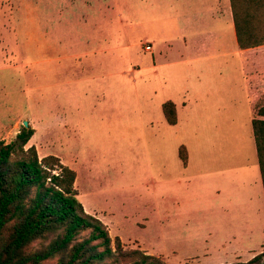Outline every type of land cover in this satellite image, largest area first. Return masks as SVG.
Masks as SVG:
<instances>
[{
  "label": "rangeland",
  "instance_id": "374dc122",
  "mask_svg": "<svg viewBox=\"0 0 264 264\" xmlns=\"http://www.w3.org/2000/svg\"><path fill=\"white\" fill-rule=\"evenodd\" d=\"M212 2L0 0V141H17L28 122L34 134L26 147L34 146L41 159L60 158L77 173L75 188L86 212L113 239L120 237L125 249L168 264H191L192 256L220 263L255 235L245 227V234L233 237V218V226L218 227L212 239L235 240L216 246L205 242L201 224L208 221L204 213L257 205L247 194L260 175L250 81L264 104V45L242 54L236 43L226 60L202 63L224 69L217 86L233 89L234 116L218 130L219 117L208 104L211 129H199L196 116L184 123L181 103L194 101L197 85L186 72L193 66L179 58V30L186 13ZM171 40L173 47L164 50ZM168 101L179 107L176 126L163 113ZM182 146L189 149L190 168L183 167ZM221 180L227 191L214 197L211 184ZM193 214L201 217L191 222ZM192 223L200 224V234L192 233ZM224 230L229 233L222 235ZM260 254L256 264L264 263V237L259 247L222 264L247 263Z\"/></svg>",
  "mask_w": 264,
  "mask_h": 264
},
{
  "label": "trees",
  "instance_id": "16d2710c",
  "mask_svg": "<svg viewBox=\"0 0 264 264\" xmlns=\"http://www.w3.org/2000/svg\"><path fill=\"white\" fill-rule=\"evenodd\" d=\"M230 5L238 48L263 46L264 0H230ZM255 107L252 129L264 188V104ZM163 113L169 125L177 124L172 101L163 105ZM33 134L24 127L17 141H0V264H168L113 239L80 202L77 173L60 158L41 159L34 146L26 147ZM179 156L187 166L185 146ZM262 257L236 264H256Z\"/></svg>",
  "mask_w": 264,
  "mask_h": 264
},
{
  "label": "crops",
  "instance_id": "0c3cea01",
  "mask_svg": "<svg viewBox=\"0 0 264 264\" xmlns=\"http://www.w3.org/2000/svg\"><path fill=\"white\" fill-rule=\"evenodd\" d=\"M229 1L225 0V2L221 3L218 0H214V2H212L211 4L199 6L200 8L198 11L192 10V13H186L185 21L181 24L179 30L181 34L179 58L184 65L193 66L189 68L187 67L186 72L191 73V75L195 76L194 80L196 82L195 84L197 85V89L194 90L195 94H193L194 101L185 100L183 103H181L180 108L182 110L183 118L186 120L184 121L185 124L186 122L190 121L192 116L198 117L196 118V120L201 124L199 129L203 128L204 130H209L212 128L209 125L211 124V121H209L210 119L207 116L209 115V109H207L208 104H210V107L213 108L212 115L219 117L220 121L214 119V123H217L215 128L218 130H222V126L220 125L222 124V122L228 123L230 121V118L234 116V101L231 100V98L233 97V89L229 86V84H223L222 88H219L217 86L218 82L216 81V77L221 78L224 69L219 68L218 66L202 65V63L206 61L211 64V60L215 61L223 58L224 60H226V58L230 56V46H232V52L235 53L237 39L233 20V12ZM173 44V40L164 42L162 48L164 50L170 49L173 47ZM241 51L243 52L242 54H244L248 50ZM156 61L157 56L155 62ZM198 64H200L201 66H199ZM206 76L215 77L208 78ZM248 87H250L248 93L250 113L251 119H253V106H255L259 101L260 90H258L257 86L253 85L251 81ZM174 104L176 106L178 124L180 120L178 115L179 107L176 103ZM186 149L188 152V163L187 166L183 165V167L190 168L192 165L190 161V153L187 147ZM197 161L200 160L197 159ZM194 162L196 161L194 160ZM200 170L201 168L199 167L197 169V173L201 172ZM213 182H215L214 178L212 183ZM251 183L254 187V193H252V191H249V193L247 194L250 200H253V202L257 203V205L254 204L256 206L249 205L247 208L242 207L241 211L232 212L231 214L226 211L221 213L213 211L211 213H204V220L208 221H204L201 224L204 225L205 229H207L206 232H203L208 236V239L205 241L206 243L216 244V241H220L218 245H221V247H225L226 245L233 243L235 238H233L232 241L231 239H227L226 236H222L216 241L213 240L214 238L212 239V236L216 232L220 233L221 230H219V228L223 225H234V228L238 229L235 232H232L233 237L235 235L236 237H239L240 234H243V228L245 227L248 231H251V234L256 235L258 233L257 235H261L264 237V188L261 172L260 175L256 174L254 181H251ZM210 191L213 196H219L222 194V192L225 194L227 190L225 189L224 184L221 180L220 185L212 187L211 184ZM243 194H245V192H243ZM251 207H254L255 210L252 211ZM240 216L246 218H244L245 222H243L244 219H238V217ZM200 217L201 214H193V216L190 215L189 218L192 222L195 220V218L198 219ZM233 218H236L237 220H234ZM231 220H234L233 225L230 222ZM192 226L193 228H195L193 229L195 231H193L192 233L200 234L197 230V228H200V224L192 223ZM188 233L191 232L188 231ZM228 233L229 232L227 230H224L222 235H226ZM255 235L254 238H250L248 241L244 240V243L240 242L239 247L229 250L232 251V256L230 257L231 259H223L220 261V263L214 262L210 264H222L223 262L236 261L238 254H243V252L247 251L248 249L259 247V244L262 241L263 237L259 240L257 238V235ZM252 243H255V246H252ZM207 256H209V253H205L203 255V257ZM190 258L192 259L188 260V258L187 261L191 262V264H204L196 257L192 256Z\"/></svg>",
  "mask_w": 264,
  "mask_h": 264
},
{
  "label": "water",
  "instance_id": "95a60500",
  "mask_svg": "<svg viewBox=\"0 0 264 264\" xmlns=\"http://www.w3.org/2000/svg\"><path fill=\"white\" fill-rule=\"evenodd\" d=\"M25 124H26V126L28 127V122H26Z\"/></svg>",
  "mask_w": 264,
  "mask_h": 264
},
{
  "label": "built area",
  "instance_id": "2783aa9c",
  "mask_svg": "<svg viewBox=\"0 0 264 264\" xmlns=\"http://www.w3.org/2000/svg\"><path fill=\"white\" fill-rule=\"evenodd\" d=\"M147 49H151V47L149 46Z\"/></svg>",
  "mask_w": 264,
  "mask_h": 264
}]
</instances>
